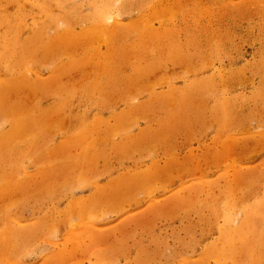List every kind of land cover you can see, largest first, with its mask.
<instances>
[{
	"label": "rangeland",
	"instance_id": "rangeland-1",
	"mask_svg": "<svg viewBox=\"0 0 264 264\" xmlns=\"http://www.w3.org/2000/svg\"><path fill=\"white\" fill-rule=\"evenodd\" d=\"M45 1L0 0V264H264V0Z\"/></svg>",
	"mask_w": 264,
	"mask_h": 264
},
{
	"label": "bare ground",
	"instance_id": "bare-ground-1",
	"mask_svg": "<svg viewBox=\"0 0 264 264\" xmlns=\"http://www.w3.org/2000/svg\"><path fill=\"white\" fill-rule=\"evenodd\" d=\"M2 1V0H1ZM15 1V0H14ZM36 1V0H35ZM47 1V0H46ZM45 1V2H46ZM56 1V0H55ZM58 1V0H57ZM114 1L115 0H100L99 1V3L96 5V7H95V9H94V17H96V18H98L99 20H101V23L100 24H103V23H105V21H106V19L108 18V16L110 15V11H111V9L113 8V6L115 5V3H114ZM58 3V2H57ZM43 4H45V3H43ZM44 6V5H43ZM48 6V5H47ZM41 7H42V5H41ZM40 7V8H41ZM44 10V9H43ZM122 13V12H121ZM2 18H3V15H2ZM51 18V17H50ZM3 19H5V17L3 18ZM9 19H10V17H9ZM18 19V18H17ZM10 20H12V18L10 19ZM15 20H16V18H15ZM17 21V20H16ZM18 21H20V19L18 20ZM3 22V20L2 19H0V23H2ZM12 22H13V20H12ZM3 23H5V21L3 22ZM3 23L1 24V25H3ZM12 24H14V22L12 23ZM15 25V24H14ZM17 26V25H16ZM6 27H7V29L8 30H11V24H10V22L8 23H6ZM15 27V26H14ZM100 25H93V28H92V30H90L91 32H98V30L100 29ZM13 30V29H12ZM89 31V32H90ZM90 35V34H89ZM3 37H5V36H3ZM17 38H18V36H17ZM19 39V38H18ZM34 39H37V38H34ZM6 41H8V40H6ZM5 41V52H8V50H11V49H15L16 47H15V45H17V41H13L12 42V39H11V41H10V43H8L10 46L8 47V45H6L7 44V42ZM33 41V40H32ZM17 42V43H16ZM35 42H36V40H35ZM24 43V42H23ZM38 43V42H37ZM20 45V44H19ZM28 45H29V43H28ZM53 45H55V43H51L49 46H43L42 48L43 49H45L44 51L46 52V55H48L49 54V52L51 51H53ZM24 46H22V48H23ZM28 47V46H27ZM27 47H25L24 49H23V51L19 54V52H17V54H16V58L14 59L15 60V62H16V64H18L24 57H25V55H26V53H25V51H27L26 50V48ZM30 47H32V43H31V46ZM22 48H20V49H22ZM20 51V50H19ZM16 52V51H15ZM15 52L13 53V56L15 55ZM5 58H6V55H5V53H3L1 56H0V60L1 61H4L5 60ZM6 62H7V60H6ZM4 65V64H3ZM6 65H7V67L9 68V67H11V66H13V65H11L10 63H6ZM26 79L25 78H21V77H18L17 79H16V81H14V83H16V84H21L22 82H24ZM0 87H1V93L3 94V98L5 99V93H3V91H5V90H7L9 87H10V85L8 84V83H6L5 81L4 82H1L0 83ZM1 94V95H2ZM0 95V96H1ZM4 99H2L1 97H0V106L2 105V102H3V100ZM18 130L20 131V127L19 126H15L14 125V127H13V131H15V132H18ZM257 213H255V212H253V213H248L247 214V218L248 217H250V215L252 216H255ZM262 238L264 239V237L262 236ZM261 238V239H262ZM263 239H262V241H263ZM246 242V241H245ZM254 251H252V254H254L253 253Z\"/></svg>",
	"mask_w": 264,
	"mask_h": 264
}]
</instances>
